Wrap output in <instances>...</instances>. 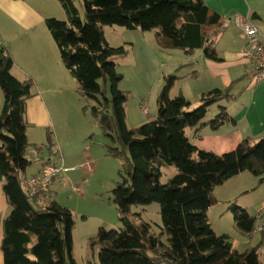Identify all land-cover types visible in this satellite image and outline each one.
<instances>
[{
  "label": "trees",
  "instance_id": "trees-1",
  "mask_svg": "<svg viewBox=\"0 0 264 264\" xmlns=\"http://www.w3.org/2000/svg\"><path fill=\"white\" fill-rule=\"evenodd\" d=\"M58 1L68 20L48 19L46 25L61 60L78 83L80 97L96 103L90 110L107 137L108 155H123L128 160L113 191L123 228L99 229L92 245L99 250V262L88 264H262L259 248L264 242L240 253L233 248L229 235L215 232L208 211L220 203L215 189L231 178L249 172L264 182V136L247 137L234 151L221 155L198 149L187 129L210 126L215 131L230 122L224 107L213 120L203 122L214 104L231 97L230 90H212L202 95L199 107L190 110L191 103L184 96H171L177 75L165 78L155 118L130 129L126 121L129 94L119 88L123 75L118 71V62L130 50L111 46L105 34V27L114 26L154 32L162 50L188 54L201 50L206 58L219 60L216 42L223 32L222 17L204 0H83V16L74 0ZM13 66L9 52L0 56L4 94L0 181L10 206L3 223L4 261L77 264L73 256V213L54 200L51 190L53 180L64 172L50 181L44 203L26 194L24 173L33 163L27 156L26 102L33 96L34 83L15 77ZM82 110L87 113L89 109L84 106ZM44 148L50 155L56 154L52 133L48 145L36 150ZM51 165L60 167L45 162L39 172ZM166 167H175L176 173L163 182ZM152 203L160 205L163 226L159 233L152 231L151 224L137 225L130 218L136 215L132 207ZM229 207L237 228L252 234L256 219L236 202Z\"/></svg>",
  "mask_w": 264,
  "mask_h": 264
},
{
  "label": "crops",
  "instance_id": "crops-1",
  "mask_svg": "<svg viewBox=\"0 0 264 264\" xmlns=\"http://www.w3.org/2000/svg\"><path fill=\"white\" fill-rule=\"evenodd\" d=\"M204 2L224 21L235 15L249 19L258 30L259 40L264 41V0H204ZM53 18L68 20L66 11L58 0H0V38L13 59L12 73L20 80H32L34 83L33 96L26 102L27 125L29 123L41 128H49L50 125L56 127L58 149L56 154L52 155L48 151V157L43 159V165L45 162L59 163L58 165H62L61 171L66 173L74 171L76 166L85 165L86 161L93 160V157H82L83 149L73 144L76 135L73 129L71 137L67 134L69 131L66 132L69 142L64 141L65 129L59 122L62 118L60 113H64L69 103L77 112V100L84 99L80 97L78 83L62 62L58 47L46 25V21ZM121 30L122 43L123 45L128 43L130 51L127 57L118 62V71L123 75L119 88L129 94L126 121L130 129L152 120L150 112L155 111V100L164 86L163 79L177 75L179 79L171 96L173 98L184 96L191 103L190 110L200 106L202 95L216 89L230 90L231 97L214 104L207 115H210V118L203 120L204 123L210 122L220 112L221 107H224L229 113L230 122L215 131L210 126L200 130L187 129L188 137L198 149L221 155L234 151L247 137L264 136V81L255 85L250 84L251 65L241 56L246 39L237 26L230 24L218 37L216 51L219 60L206 58L201 50L192 54L174 50L169 51L171 54L168 55L167 51H161L162 48L157 41L154 42V32ZM148 33L153 34L152 39ZM132 84L136 86H131ZM186 84L189 86L187 91L183 87ZM144 103L147 104L146 111L141 108ZM3 107L4 94L0 87V112ZM29 125L28 138L34 136V133L30 134L33 130ZM247 174L251 173L245 172L231 178L224 185L217 187L214 193L219 202L224 204L236 202L256 219L259 209L264 207V182H260V178L252 174ZM27 179L29 178L26 177V181ZM245 183L250 186H244ZM3 184L4 182L0 181V264H5L2 253L3 223L10 212ZM216 206H220V203ZM214 207L208 211L210 223ZM229 213H231L229 208L223 212L224 215ZM212 226L217 234L229 235L234 247L240 250V242L233 241L229 231L220 232L213 224ZM255 237H258V242L264 241V236L259 233L249 234L248 238ZM75 260L77 262L76 258Z\"/></svg>",
  "mask_w": 264,
  "mask_h": 264
},
{
  "label": "rangeland",
  "instance_id": "rangeland-1",
  "mask_svg": "<svg viewBox=\"0 0 264 264\" xmlns=\"http://www.w3.org/2000/svg\"><path fill=\"white\" fill-rule=\"evenodd\" d=\"M74 3L83 16V0H74ZM222 28L224 31L227 26L223 24ZM121 29L122 28L118 26L105 27V34L111 46H125L128 48V43H125L124 45L122 43V34L120 33V31H122ZM221 34H223V32ZM148 35L150 36V39H152L153 34L148 33ZM154 42H156L155 38ZM167 52L168 55L171 54V52ZM164 81L165 79H163V84ZM134 85L135 84H132L131 86ZM183 87L186 91L189 89L187 84ZM156 100L154 104L155 111H153V113L152 111L150 112V119H154L158 111ZM77 101V112H79V114L76 112V109H74V106L70 105V103L66 106L64 113H60L62 118L60 117L61 120L59 122L63 124L62 126L65 129L64 141L69 142L68 135L70 137L73 136V132L75 131L74 134L76 135L73 144L83 149L82 157L87 158L88 156H92L93 160H85V166H76L74 171L59 174L52 185V192L54 200L62 206L67 207L74 216L73 256L77 259L78 264H88L89 261L96 263L99 262V250L97 246L92 247L93 240L96 238L99 229L101 227L108 230H119L123 228V224L119 219L117 206L113 202V191L116 188L117 183L121 181L120 172L123 171L128 160L123 155L120 157H112L108 155L105 147V144L108 143L106 139L107 137L103 133L99 121L92 115L90 110L92 106L96 104L95 101L90 99ZM84 106L89 109L87 111V115H85L83 110L81 112V109ZM209 118L210 115L206 117L205 121ZM29 126L31 127L30 129L33 130L30 131V134L34 133V136L28 139L30 147L27 150V156L33 161V163L25 171V178H30L38 173L39 169L43 166V159H47L48 150L44 148L42 151L38 152L36 147H46L49 143L50 133H52L56 149H58V137L56 127L54 125H50L49 128H41L40 126L35 125ZM68 131L69 133H67V135L66 132ZM59 166L62 167L61 164ZM175 173V167H166L164 169V177L162 178L163 182H167V180ZM244 186L250 185L245 183ZM262 189L263 188H261V191ZM32 204L34 205L35 203L32 201ZM229 206L230 204L220 202V206H215L213 208L211 223L214 225L216 230H219L220 232L229 231L230 234H232L233 241L237 243L240 242V250L238 249L240 253L246 251L245 249L247 247H256L260 243L264 242L263 240L258 242V237L250 239L248 238L249 234L242 233L237 228L234 214L230 209L231 213L226 215L223 214L227 208H230ZM132 213L136 215H131L130 218L137 225L149 223L153 226V232L159 233L161 231L163 220L160 213V205L158 203H152L147 206H134L132 207ZM138 214H140V216ZM222 225L223 227H221ZM260 234L261 236H264V233ZM233 248L237 250L234 245ZM259 254L261 262L264 264L263 244L259 248Z\"/></svg>",
  "mask_w": 264,
  "mask_h": 264
},
{
  "label": "built area",
  "instance_id": "built-area-1",
  "mask_svg": "<svg viewBox=\"0 0 264 264\" xmlns=\"http://www.w3.org/2000/svg\"><path fill=\"white\" fill-rule=\"evenodd\" d=\"M224 24L225 26L234 24L244 34L243 36L246 39V44L241 51V56L247 59L251 65V71L249 74L250 84L255 85L258 82L264 81V41L259 40L258 30L253 26L249 19L240 15L228 18L225 20ZM1 55L6 57L8 51L0 38V56ZM141 108L143 111H146L147 104H142ZM61 170L62 167L56 165L47 166L37 175L30 178L27 181V196L31 200L44 203L49 197L46 191L48 190L50 181L57 176ZM255 233H264V207L259 209L256 216V223L252 234Z\"/></svg>",
  "mask_w": 264,
  "mask_h": 264
}]
</instances>
